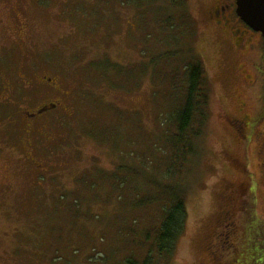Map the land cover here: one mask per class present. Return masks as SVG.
Segmentation results:
<instances>
[{"label": "rangeland", "instance_id": "1", "mask_svg": "<svg viewBox=\"0 0 264 264\" xmlns=\"http://www.w3.org/2000/svg\"><path fill=\"white\" fill-rule=\"evenodd\" d=\"M125 2L0 0V264H123L145 255L125 244L139 239L125 231L155 214L124 209L114 218L123 206L108 178L160 154L159 122L174 102L168 84L182 75L188 45L205 72L208 117L185 167L186 228L169 264H264V188L252 145L264 128V41L232 48L194 0L185 40L158 38L157 11ZM78 193L87 214L76 218Z\"/></svg>", "mask_w": 264, "mask_h": 264}, {"label": "trees", "instance_id": "2", "mask_svg": "<svg viewBox=\"0 0 264 264\" xmlns=\"http://www.w3.org/2000/svg\"><path fill=\"white\" fill-rule=\"evenodd\" d=\"M125 3L137 7L141 13L142 10L146 12L152 8L157 11L161 16L156 21L160 27V32L156 33L158 38L164 36L169 40H185L189 20L186 0H127ZM185 48L188 56H185L186 53L179 58L181 62H185L182 75L176 71L171 76L168 84L170 92L166 93L168 98L173 97L174 102L170 104L169 112L164 113L159 122L160 132L157 141L161 144L160 154L155 155L153 159L152 152L151 160L145 163L142 161L138 167L134 166V163L120 165L117 172L108 178L112 184V191L116 192L118 204L123 206V209L116 206L118 211H114V218L123 215L124 209L132 214L134 212L155 214L153 221L148 222V225L141 227L140 230L133 220L135 223L133 227L125 231V234H128L124 236L126 238L139 237L138 240L132 239L125 244H135L140 254L143 250L146 252L140 260L134 259L135 253L132 254V257L126 258L123 264H169L176 243L186 228V198L189 185L185 180L187 172L185 167L188 160L196 157L198 153L196 143L203 134L208 117L209 89L197 55H194L191 46ZM181 54H183L181 51L173 52L165 62L169 64L174 60L173 57ZM148 63L150 67L157 66L153 62ZM158 75L159 73L154 74V78L157 76L155 79H158ZM252 145L253 153L260 161L257 167L260 177L256 186L264 188V128L254 133ZM134 177H138L139 180L136 184L130 181ZM84 179L80 182L84 183ZM95 184L87 183L85 193L93 192ZM83 197L81 193L74 195L75 200L70 205L76 218L83 213L80 206L82 201H88V198Z\"/></svg>", "mask_w": 264, "mask_h": 264}, {"label": "flooded vegetation", "instance_id": "3", "mask_svg": "<svg viewBox=\"0 0 264 264\" xmlns=\"http://www.w3.org/2000/svg\"><path fill=\"white\" fill-rule=\"evenodd\" d=\"M194 1H196L199 8H202L204 11L205 22L210 29L213 30L215 36L232 48L239 49L242 47H250L253 45V40H263L259 33L248 28L236 15L235 0ZM186 2H188V0H186ZM262 58H264V56H262ZM236 120L245 123V121H247V116H242Z\"/></svg>", "mask_w": 264, "mask_h": 264}, {"label": "water", "instance_id": "4", "mask_svg": "<svg viewBox=\"0 0 264 264\" xmlns=\"http://www.w3.org/2000/svg\"><path fill=\"white\" fill-rule=\"evenodd\" d=\"M235 4L239 19L264 40V0H235Z\"/></svg>", "mask_w": 264, "mask_h": 264}]
</instances>
